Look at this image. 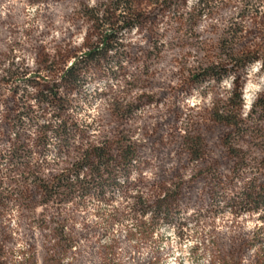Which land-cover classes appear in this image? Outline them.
Masks as SVG:
<instances>
[{
  "label": "rangeland",
  "instance_id": "374dc122",
  "mask_svg": "<svg viewBox=\"0 0 264 264\" xmlns=\"http://www.w3.org/2000/svg\"><path fill=\"white\" fill-rule=\"evenodd\" d=\"M115 2L114 51L66 92L64 71L94 41L87 11L108 18ZM45 84L83 132L67 151L41 147L39 128L60 124L33 99ZM261 105L264 0H0V264H259L263 213L242 199L264 185ZM121 143L135 152L125 171H69L88 148L115 158ZM57 176L78 188L45 195Z\"/></svg>",
  "mask_w": 264,
  "mask_h": 264
},
{
  "label": "trees",
  "instance_id": "16d2710c",
  "mask_svg": "<svg viewBox=\"0 0 264 264\" xmlns=\"http://www.w3.org/2000/svg\"><path fill=\"white\" fill-rule=\"evenodd\" d=\"M119 9V4L115 2L114 6L106 11L108 18H105V14H98L95 10H88L87 13L91 14L88 19L93 25V38L94 41L84 43V51L78 57L75 58L70 65L66 68L62 76L63 87L66 92H73L76 90L77 85L80 82V77L82 73L90 68L100 69L102 63L106 62L108 59V53L114 51V45L116 42V37L114 36L113 27L118 23H124V17L120 14L115 15V12ZM107 27V28H105ZM131 25H124L123 28H131ZM45 70H48L53 66V60L49 57H45ZM81 64V65H80ZM106 64V63H105ZM227 74L226 70L219 72L215 68H209L205 70V77H209L215 80L220 79L223 75ZM32 87H38L36 82L31 83ZM62 90V89H61ZM38 99L33 98L35 101L40 103H45L47 106L55 108V117L59 118V125L54 128L48 127V124L41 126L38 130L40 136L41 147H46L49 145V139L55 138L58 141L57 148L59 150H68L67 145L64 143L68 141L71 137L70 132L75 133V136H83V132L79 131L76 124L69 121V116L67 115V110L70 107V100L62 96L60 91V85H47L41 86V91H38ZM261 111L264 112V105L260 106ZM237 117V116H236ZM16 120H13V124H16ZM240 122L241 120L236 119L235 122H227V126L231 127L232 131L237 134L240 133ZM190 153L197 157V152L201 149V144L198 139H190L186 142ZM76 149V148H74ZM73 149V150H74ZM118 153L115 158L110 156L109 149L104 147L92 146L88 148L83 155L80 163H75L71 165L69 171L73 172L76 176L78 173L87 169L90 173L96 177H101V172L109 171L110 166H117L120 171H125L128 165L135 160V152L130 145L120 144L118 147ZM231 157H233L238 162L243 161V157L240 151L229 148ZM13 155H18V151L12 152ZM238 166V164H237ZM88 186V185H87ZM97 188L102 189L104 185L102 183L96 184ZM45 191V195L52 196L58 191H63L68 194L73 193L74 189L78 188L77 183H69L62 179V177H55V181L52 183H46L41 186V189ZM83 194L85 195L88 190L85 186H80ZM242 201L247 205V213L262 212V220L264 224V185H257L254 182L248 186L246 192L243 193ZM159 208H167L166 198H163L159 202ZM263 207V208H262ZM235 206H229L230 212L236 214ZM263 251V250H261ZM259 264H264V251L261 255V261Z\"/></svg>",
  "mask_w": 264,
  "mask_h": 264
}]
</instances>
